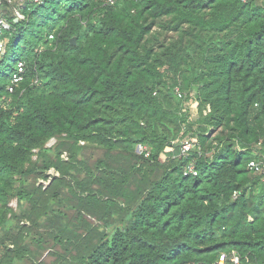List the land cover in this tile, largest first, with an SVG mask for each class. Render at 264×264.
<instances>
[{
    "label": "trees",
    "instance_id": "16d2710c",
    "mask_svg": "<svg viewBox=\"0 0 264 264\" xmlns=\"http://www.w3.org/2000/svg\"><path fill=\"white\" fill-rule=\"evenodd\" d=\"M0 17V264H264V0H0Z\"/></svg>",
    "mask_w": 264,
    "mask_h": 264
},
{
    "label": "built area",
    "instance_id": "2783aa9c",
    "mask_svg": "<svg viewBox=\"0 0 264 264\" xmlns=\"http://www.w3.org/2000/svg\"><path fill=\"white\" fill-rule=\"evenodd\" d=\"M109 3L113 4L116 0H107ZM18 17L21 18L22 15L18 13ZM9 23L0 17V31L3 29H9ZM5 43L2 41L0 42V54L5 53ZM23 64L20 62L18 64L19 71H22ZM19 77L14 78V82L19 81ZM12 90V88H10ZM192 141L187 140L182 145V154H186L191 148H192ZM261 145V143H259ZM248 168L254 172L256 175H262L264 179V156H260L259 159H253L248 163ZM191 171H193V168L191 167ZM196 174V172H193ZM215 264H251L248 262V260H243L241 256L237 252H222L218 258V260L215 262Z\"/></svg>",
    "mask_w": 264,
    "mask_h": 264
},
{
    "label": "rangeland",
    "instance_id": "374dc122",
    "mask_svg": "<svg viewBox=\"0 0 264 264\" xmlns=\"http://www.w3.org/2000/svg\"><path fill=\"white\" fill-rule=\"evenodd\" d=\"M18 1L21 2V3L23 2V0H18ZM167 35L170 38L171 37H174V34H172V33H169ZM190 105H191V108H192V119L195 120L197 118V116H198L197 103L196 102H191ZM50 144H52V142ZM102 153L103 152L101 150H99L98 148H96L94 146H84V149H83V157H85L87 159V161H89V163H92L97 158L101 157L102 156ZM50 174H52V175H54V174L58 175V173L55 172L54 170H50ZM40 182H42L43 184H48V182L43 181V180H41ZM11 205L13 207H17V201L16 200H13L11 202ZM89 221L90 222H95L93 219H90V218H89ZM31 249L34 251L35 254H37L38 257H40V258L42 257L43 259L44 258L45 259L48 258L47 252L43 253L40 256V252H38L36 246L31 245Z\"/></svg>",
    "mask_w": 264,
    "mask_h": 264
},
{
    "label": "water",
    "instance_id": "95a60500",
    "mask_svg": "<svg viewBox=\"0 0 264 264\" xmlns=\"http://www.w3.org/2000/svg\"><path fill=\"white\" fill-rule=\"evenodd\" d=\"M72 42H74V43H75V39H72Z\"/></svg>",
    "mask_w": 264,
    "mask_h": 264
},
{
    "label": "clouds",
    "instance_id": "9594fccd",
    "mask_svg": "<svg viewBox=\"0 0 264 264\" xmlns=\"http://www.w3.org/2000/svg\"><path fill=\"white\" fill-rule=\"evenodd\" d=\"M19 64V63H18Z\"/></svg>",
    "mask_w": 264,
    "mask_h": 264
}]
</instances>
